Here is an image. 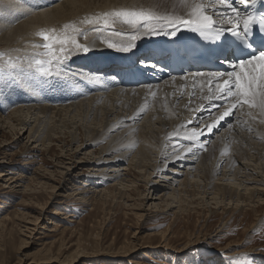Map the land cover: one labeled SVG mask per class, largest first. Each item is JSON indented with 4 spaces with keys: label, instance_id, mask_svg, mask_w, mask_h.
<instances>
[{
    "label": "bare ground",
    "instance_id": "obj_1",
    "mask_svg": "<svg viewBox=\"0 0 264 264\" xmlns=\"http://www.w3.org/2000/svg\"><path fill=\"white\" fill-rule=\"evenodd\" d=\"M147 2L149 0H0V53L6 54L5 58L9 55L31 58L35 52L41 51L34 49L32 45L42 42L35 35L42 29L56 26L59 30L66 23H78L85 17L114 7ZM236 7L244 13L242 5L237 4ZM117 30L125 31L126 34L128 31L119 25ZM97 35L90 32L89 41ZM163 37L166 35L139 39L136 47L128 52L108 48L97 40L95 47L88 53L72 56L65 68L67 75L59 82L57 78L45 79L35 76L34 79V76L23 73L12 80L2 78L4 80L0 83V130L2 127L9 128L18 135L21 134L18 130L27 132V142H34L44 151H48L55 139L66 145L65 139L62 140L65 137H56L53 130L57 127L61 134L65 133L61 128L66 126L58 123L69 120L74 124V121L80 118L86 123L82 126V138L78 141L72 133L73 130L69 128L67 134L71 143L66 146V156L70 162L65 163L58 159V163L60 166L67 165L66 168L62 167L64 170L70 171V166L73 170L76 164L83 161L76 160L75 154L93 147L96 143L105 142L104 146L99 148L98 157L88 160L87 156L90 164L87 169L90 172L85 181L106 184L109 180L118 178L117 185L113 188L125 192L130 186L121 178V166L126 165L128 169L140 174L141 179L151 186L153 192L159 188L157 178L164 176V189L170 191L167 199H164L165 193L158 200L165 202V208L173 203L178 204L180 211H186L184 208L195 204H203L205 207L212 204L214 208H220L228 202V205L235 204L239 210L244 207L256 210L257 204L264 203V115L258 110L248 109L247 106L240 108L235 111L234 116L226 118V122H221L218 129H214L212 133L205 132L201 137V140L207 142L203 149H194V154L184 152L185 158L177 159L172 148L177 140L170 138V134L180 125L190 128L198 124L203 128L218 114L216 105L224 103L222 100L208 99L215 89L210 91L211 86L207 84L206 78L190 75L211 71L190 69L182 75L163 77L155 83L137 87H124L111 82L114 80L112 72L118 64L136 56L142 59V50L150 49ZM152 64V59L149 58L145 65ZM155 69H159V66ZM107 71L109 75L106 74ZM72 73H84L86 77L91 75L95 82L90 83L79 76L73 77ZM55 82L57 83L54 84ZM148 85L152 88L149 89ZM152 92L156 93L154 97ZM202 105L205 106L203 110ZM219 111H223V108ZM2 114H6L3 119ZM188 121H193V124H188ZM228 122H231V128L228 127ZM59 138L61 139L58 140ZM78 142L79 146L72 151L70 147ZM179 143L188 145L190 142L182 135ZM226 149V153L221 155ZM184 166L187 168L186 172L177 170ZM188 170H191V173ZM183 174V179L177 182L176 178ZM77 176L81 175L66 174L67 180L72 182ZM172 179L177 182L176 190L169 181ZM130 183L131 186L134 185L133 181ZM111 192L109 188L100 190V193H103L101 196L110 195ZM139 195L143 197L145 194ZM172 197L177 202H174ZM197 201L199 203H196ZM183 205L186 207L183 208ZM165 236L152 248L179 253L190 244L188 242L185 246L174 249ZM127 248H124L122 255L127 256L133 251ZM252 252V249H243L234 252L237 256L233 255L242 257ZM83 255L80 251L75 252L69 258L71 260L63 264H73ZM222 256L226 257L227 254Z\"/></svg>",
    "mask_w": 264,
    "mask_h": 264
},
{
    "label": "rangeland",
    "instance_id": "obj_2",
    "mask_svg": "<svg viewBox=\"0 0 264 264\" xmlns=\"http://www.w3.org/2000/svg\"><path fill=\"white\" fill-rule=\"evenodd\" d=\"M14 77L0 75V83L2 78ZM79 119L74 124L69 120L58 123L66 126L61 128L65 133L61 134L57 127L53 130L56 137H65L62 140L66 145L55 139L48 151L27 142V132L18 130V135L9 128H1L0 175L5 176H0V264H63L78 251L84 255L73 264H231L237 256L234 252L243 249H252L250 255L256 258L255 264H264V203L257 204L256 210H239L228 202L220 208L195 204L187 208L183 205L186 211H180L177 203L171 205L175 208H165V202L159 201L165 193L167 199L170 191L164 189V176L157 178L159 188L153 192L140 174L126 165L121 166V178L130 186L125 192L114 189L118 178L106 184L85 181L90 172L88 160L98 157L105 142L75 154L82 163L73 170L72 166L70 171L64 170L62 167L67 165L60 166L58 161L70 162L66 156V146L71 143L67 132L69 128L73 130L80 141L82 126L86 125ZM79 144H73L71 150ZM184 167L177 170L184 173ZM67 173L81 176L74 177L72 182L67 180ZM183 177L184 174L179 175L176 181ZM169 181L176 190L177 182ZM105 188L112 192L101 196L100 190ZM141 193L145 195L142 197ZM173 201L177 202L174 198ZM218 230L221 231L217 233ZM162 235L167 236L174 249L188 242L191 245L187 244L179 253L152 248L160 243ZM124 248L133 251L124 256ZM224 253L226 257L222 256Z\"/></svg>",
    "mask_w": 264,
    "mask_h": 264
},
{
    "label": "snow or ice",
    "instance_id": "obj_3",
    "mask_svg": "<svg viewBox=\"0 0 264 264\" xmlns=\"http://www.w3.org/2000/svg\"><path fill=\"white\" fill-rule=\"evenodd\" d=\"M237 4L254 10L242 13ZM258 7L264 9V0H149L147 3L121 5L85 17L78 23H66L59 30L38 31L35 35L42 42L34 43L32 47L41 51L27 59L10 55L5 58L6 54L0 53V75L14 77L23 73L45 79L64 78L66 65L72 56L88 53L97 40L108 48L128 52L136 47L139 39L161 34L175 39L186 30L203 41L223 43L228 50L223 62L229 64L230 71L190 74L206 78L210 91L215 89L209 100L224 101L222 105H216L218 114L203 128L198 124L190 128L180 125L170 134V138L177 140L172 145L173 154L177 159L185 158L184 152L194 154V149L205 147L207 142L201 140L205 132L212 133L218 129L221 122H226V118L234 116L240 108L247 106L264 115V10H255ZM83 25L90 27L84 28ZM118 25L125 27L127 34L117 30ZM90 32L98 34L91 41ZM151 66L156 67L155 64ZM72 76L95 82L91 75L86 77L84 73H72ZM147 87L152 88L151 85ZM151 95L154 97L156 93ZM204 107L202 105L201 110ZM220 108L223 111H219ZM188 124H193V121H188ZM228 127H232L231 122H228ZM182 135L190 142L188 145L179 143ZM231 264H255V258L245 254L232 258Z\"/></svg>",
    "mask_w": 264,
    "mask_h": 264
}]
</instances>
